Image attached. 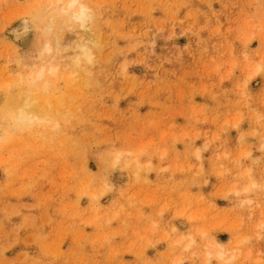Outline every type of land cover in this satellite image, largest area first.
<instances>
[{
	"label": "rangeland",
	"instance_id": "374dc122",
	"mask_svg": "<svg viewBox=\"0 0 264 264\" xmlns=\"http://www.w3.org/2000/svg\"><path fill=\"white\" fill-rule=\"evenodd\" d=\"M39 1L0 0V264H264V0H90V83L10 127Z\"/></svg>",
	"mask_w": 264,
	"mask_h": 264
},
{
	"label": "bare ground",
	"instance_id": "6f19581e",
	"mask_svg": "<svg viewBox=\"0 0 264 264\" xmlns=\"http://www.w3.org/2000/svg\"><path fill=\"white\" fill-rule=\"evenodd\" d=\"M42 1L47 5L56 6L47 8L46 18L50 23H44L38 34L35 35L33 47L38 60H33L31 63L30 75L28 77L27 74L19 75L18 80L24 83L25 90L12 104L2 108L4 123L9 124L10 127H29L40 121H48L51 116L58 120L56 113H62L64 108V115L70 112L74 101L73 94L70 93L67 105L62 101L61 95H52L51 97L49 92L53 88V82H58L56 90L59 89L62 80L70 85L71 90L77 87L76 83L89 84L90 78L80 77L76 74L80 70L83 73H89L88 66L85 64L94 62L95 49L101 44L99 41L101 33L96 32L92 27L97 13L90 0H76L77 4H83L90 10L91 19L86 21L83 26L79 20L75 19L70 24L66 23L78 12V9L67 7L73 3V0ZM39 2L38 0L36 3ZM77 28L83 33L82 37L76 34ZM29 31L30 24L28 20L24 19L21 25L13 28L12 33L14 39H18L27 35ZM261 68H263L262 64H257L254 73L262 70ZM55 123L57 125L58 122ZM197 155L200 156V151H197ZM189 237L190 240L185 243L187 248L191 247L194 241L193 236ZM210 255L211 252H208L207 256ZM225 255L226 251L222 249L217 252L218 258L231 260L236 256L235 253H232L228 258Z\"/></svg>",
	"mask_w": 264,
	"mask_h": 264
},
{
	"label": "snow or ice",
	"instance_id": "6c2138e0",
	"mask_svg": "<svg viewBox=\"0 0 264 264\" xmlns=\"http://www.w3.org/2000/svg\"><path fill=\"white\" fill-rule=\"evenodd\" d=\"M76 5H77L76 0H73V3L70 7H74ZM55 6L56 5H51V4L48 5L49 8L55 7ZM79 9H80L79 14H77L75 17H70L66 23L70 24L72 22V20L75 19V20H79L81 23V26H83V24L86 21L91 19L90 10L88 8H86L83 4H80ZM261 227L264 228V225H262Z\"/></svg>",
	"mask_w": 264,
	"mask_h": 264
},
{
	"label": "clouds",
	"instance_id": "9594fccd",
	"mask_svg": "<svg viewBox=\"0 0 264 264\" xmlns=\"http://www.w3.org/2000/svg\"><path fill=\"white\" fill-rule=\"evenodd\" d=\"M72 4H69L67 7L68 8H72V9H78V12H77V14H79V11H80V9H79V5L80 4H77L76 6H74V7H70Z\"/></svg>",
	"mask_w": 264,
	"mask_h": 264
}]
</instances>
